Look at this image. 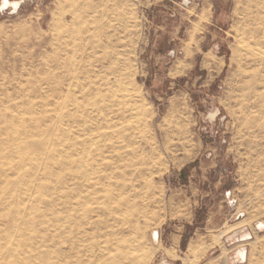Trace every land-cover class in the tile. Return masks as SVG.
<instances>
[{
    "label": "rangeland",
    "instance_id": "1",
    "mask_svg": "<svg viewBox=\"0 0 264 264\" xmlns=\"http://www.w3.org/2000/svg\"><path fill=\"white\" fill-rule=\"evenodd\" d=\"M186 213L264 264V0H0V264H161Z\"/></svg>",
    "mask_w": 264,
    "mask_h": 264
},
{
    "label": "crops",
    "instance_id": "2",
    "mask_svg": "<svg viewBox=\"0 0 264 264\" xmlns=\"http://www.w3.org/2000/svg\"><path fill=\"white\" fill-rule=\"evenodd\" d=\"M172 218L181 223L179 225L170 224L168 227L160 229L158 233V236L164 238L160 252L165 261L161 264H177L179 260L183 259V256L187 257L185 260L187 264H229L219 256L207 257L205 243L200 239H195L190 234H186L185 224H193L195 216L186 213L184 216H172ZM185 237L188 238L184 240Z\"/></svg>",
    "mask_w": 264,
    "mask_h": 264
},
{
    "label": "bare ground",
    "instance_id": "3",
    "mask_svg": "<svg viewBox=\"0 0 264 264\" xmlns=\"http://www.w3.org/2000/svg\"><path fill=\"white\" fill-rule=\"evenodd\" d=\"M8 4H11V2L10 3L6 2V1L4 2V5H8ZM154 235H155V237H157V233H155Z\"/></svg>",
    "mask_w": 264,
    "mask_h": 264
}]
</instances>
